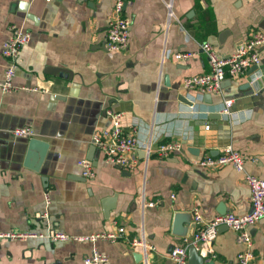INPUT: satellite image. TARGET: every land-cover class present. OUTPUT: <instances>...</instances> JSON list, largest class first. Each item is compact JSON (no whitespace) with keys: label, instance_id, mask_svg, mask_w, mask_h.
<instances>
[{"label":"crops","instance_id":"obj_1","mask_svg":"<svg viewBox=\"0 0 264 264\" xmlns=\"http://www.w3.org/2000/svg\"><path fill=\"white\" fill-rule=\"evenodd\" d=\"M115 1L0 0V82L10 28L32 35L20 52L14 89H0V232L53 228L85 236L114 230V224L127 231L119 242L94 246L4 242L0 264H84L94 247L109 256L108 264H145L142 248L132 246L135 238L155 248L149 264H171V250L196 230L195 209L206 222L251 211L244 174L231 166L202 169L196 161L231 145L245 157L246 172L264 179V49L256 84L259 74L248 72L210 95L186 92L182 82L209 72L203 43L227 56L255 32L264 33V0H127L129 48L110 57L105 45ZM177 53L194 56L180 62ZM182 96L194 105L180 102ZM226 100H233L232 120L221 113ZM112 113L122 114L125 131L138 126L140 141L153 150L181 142L183 152L160 159L138 150L139 165L130 171L105 163L92 138L112 127ZM26 127L47 143L46 150L30 152L29 140L14 138V130ZM83 159L95 168L92 180L82 175ZM252 235L251 264H264V220ZM244 250L235 232L219 228L215 264H236Z\"/></svg>","mask_w":264,"mask_h":264},{"label":"built area","instance_id":"obj_2","mask_svg":"<svg viewBox=\"0 0 264 264\" xmlns=\"http://www.w3.org/2000/svg\"><path fill=\"white\" fill-rule=\"evenodd\" d=\"M52 3L55 0H45ZM127 0H116L114 6V17L109 21L106 34V52L110 57L129 48L132 22L126 17L125 9ZM172 14V12H171ZM11 36L4 43L2 57L7 61L8 66L4 73V80L0 82V89L4 93H10L14 89V79L16 76L17 63L21 50L26 47L31 39V32L12 26L10 28ZM202 51L208 58L209 72L202 75L187 77L182 82V87L186 92L199 91L203 94L218 95L222 92V85L226 80H237L245 76L250 69L258 68L253 75L259 74L262 65L261 50L264 49V33L257 31L243 45L230 55H222L218 48L205 42L201 45ZM193 53H177V61H187L193 57ZM251 84L261 78V75ZM36 91V90H35ZM233 100H226L221 113L232 120L234 112L231 111ZM112 127L100 132H96L92 138V144L102 155L105 163L125 169L134 170L139 165L136 156L138 150L143 149L149 158L157 153L160 159H169L173 155L183 152L181 142H167L160 144L156 150H153L151 144H144L139 139V127L133 126L130 131H125L122 126V114H110ZM207 131L210 126H206ZM16 139L30 140L35 136L31 128H20L12 132ZM82 169V175L85 179L92 180L95 177V168L91 161L87 159L78 162ZM196 165L202 169H216L225 166H231L238 173L244 174L245 181L251 192V211L243 216H237L234 213H226L216 216L211 222H206L198 209L192 212L196 230L190 238H186L183 244L175 246L169 255L171 264H188V254L193 247L201 258L206 262L216 259L215 243L219 234V228L227 227L236 233L238 242L245 250L237 257L236 264H251L255 259L253 252L252 229L264 220V179H259L246 172L245 157L233 146H225L220 155L214 157L206 155L196 161ZM46 204L51 203L50 193L45 194ZM157 202L148 204L149 207H155ZM48 218V214H44ZM111 231L93 233L85 236H73L67 233L48 228L43 232L36 231H10L0 232V244L4 242H27L29 240H46L53 244L78 243L92 244L99 241L116 243L126 237L127 231L124 227H119ZM134 248H142L143 260L149 264V256L155 251V248L149 245L145 238H135L132 241ZM109 256L100 252L96 247L93 248L91 255L84 258V264H108Z\"/></svg>","mask_w":264,"mask_h":264},{"label":"water","instance_id":"obj_3","mask_svg":"<svg viewBox=\"0 0 264 264\" xmlns=\"http://www.w3.org/2000/svg\"><path fill=\"white\" fill-rule=\"evenodd\" d=\"M28 19H31V20H34L33 17L29 16ZM226 37V34L223 33L221 35V38H220V43L223 44V40L222 38H225ZM258 68H252L250 69V73H249V76H251ZM51 72H54V73H60V74H69L71 76V74L68 72H66L65 70H50ZM251 87V86H250ZM180 102L184 103V104H188L190 106H193L194 104L192 102H190L185 96H182V98H180ZM215 118H221V116L219 114H213ZM29 151L30 152H33L36 148H42L43 150L47 148V143L39 140L38 138H36L35 136L29 140ZM95 151H96V148H95ZM189 152L191 153L192 150ZM193 153V152H192ZM31 154V153H30ZM29 155V153H28ZM43 156V155H42ZM110 202V201H109ZM109 212V210H108ZM178 216L176 217V222L178 223L181 218H182V215L181 213L177 214ZM188 263L189 264H215L214 261H210V262H206L203 258H201L199 256V254L196 252V250L191 247L190 250H189V254H188Z\"/></svg>","mask_w":264,"mask_h":264}]
</instances>
